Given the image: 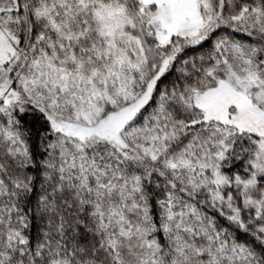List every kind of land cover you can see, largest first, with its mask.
I'll return each mask as SVG.
<instances>
[{
  "label": "rangeland",
  "instance_id": "rangeland-1",
  "mask_svg": "<svg viewBox=\"0 0 264 264\" xmlns=\"http://www.w3.org/2000/svg\"><path fill=\"white\" fill-rule=\"evenodd\" d=\"M10 1L0 0V116L8 119L6 125L0 122V142L14 146L11 143L19 140L7 109L30 102L44 111L66 140L103 141L117 149L133 143L139 157L154 161L161 157L157 151L169 150L179 128L183 131V120L166 125L164 117L190 98L197 117L207 124L197 130L199 140L191 138V146H184L187 154H171L168 166L189 175L184 188L207 193L212 208L228 221L250 227L264 242V185L259 182L264 175L263 45L233 39L221 30L210 48L195 57L201 59L189 66L190 72L200 70L201 76L195 79L201 88L191 84L173 87L163 97L157 114L141 115L128 134L122 130L148 101L155 80L178 51L209 35L214 28L211 15L216 17L226 5L223 17L236 16L232 13L237 8L253 24L260 17L264 23V0H218L215 5L210 0H29L30 10L44 31L30 45L18 48L14 60L2 67L16 51L11 26L16 17ZM86 18L89 21L82 27ZM258 27L264 31V25ZM88 37L92 39L87 41ZM186 90L190 97L186 94L184 99ZM217 123L256 135L249 169L241 168L245 175L222 172L221 160L229 147L225 140L230 135L228 128ZM77 160L72 162L73 168L79 166ZM194 162L197 168L192 166ZM111 164L103 163V167ZM95 168L93 165V172ZM108 179L111 183L106 187L99 184L102 189L97 204L102 226L111 236L132 245L138 241L140 264L160 263L156 243L143 242L140 230L136 237L140 226H133L137 222L123 215L125 206L130 207L129 199L118 198L117 192H137L133 178L113 170ZM0 188L2 191L1 183ZM113 196L118 203L112 202ZM180 201L174 197L171 204L168 200L161 211L162 226L175 253L167 264H249L254 260L248 247L213 228L205 214L199 215L198 210ZM4 216L3 212L1 228L8 224ZM17 231L7 227L6 240L0 239V264L7 263L6 252L16 243Z\"/></svg>",
  "mask_w": 264,
  "mask_h": 264
},
{
  "label": "trees",
  "instance_id": "trees-1",
  "mask_svg": "<svg viewBox=\"0 0 264 264\" xmlns=\"http://www.w3.org/2000/svg\"><path fill=\"white\" fill-rule=\"evenodd\" d=\"M28 1H10L12 15L16 17L11 25L15 31L16 51L5 60L2 67L14 60L19 54L18 48L30 45L44 31L42 24L37 21L39 19L30 10ZM210 1L214 5L218 3V0ZM225 10L226 5L216 17L211 15L214 28L205 39L178 51L171 64L155 80L148 101L122 129L123 133L131 132L141 115L151 112L157 114L163 97L168 96V91H172L173 87L191 84L197 89L201 88V84H197L200 70L190 72L189 66L201 59L195 57L210 48L212 40L221 30L228 32L233 39L264 46V31L258 29V25H264L261 21L263 18L260 17L259 22L255 19L256 24H253V20L245 19L237 8H233L232 13L236 16L228 18L223 17ZM88 21L86 18L82 27ZM91 39L88 37L87 41ZM147 40L155 43L148 36ZM190 58H194V61H185ZM186 94L189 96L187 90L182 95L184 99H187ZM191 105L190 98L182 101L180 107L173 108L170 116L164 117L166 125L183 120V131L179 128V136L171 141L169 150L164 148L163 151H157L161 157L154 161L139 157L133 143H129L126 149H117L103 141L66 140L54 129L44 111L30 102L8 108L10 126L18 133L19 140L11 143L14 146L0 142V183L3 187L2 191L0 188V216L4 212L3 220L8 221L3 228L4 224L0 222V239L6 240L7 227L18 230L19 238L14 246L9 245L6 264H140V257L136 254H140L138 241L132 245L130 241L111 236V231L101 224L97 204L102 189L99 184L105 187L109 185L108 176L113 170L119 171L122 176L132 177L133 183H136L137 192L131 195L117 192V196L129 199L130 207L125 206L123 215L125 219L137 222L133 226H140L136 237L140 230L143 242L156 243L161 257L160 263L156 261V264H167V259L174 253L167 239V229L163 228L160 218L162 209L168 200L172 204L174 197L198 210L199 215L205 214L213 228L223 230L224 235L234 238V242L248 247L255 255L249 264H264V242L256 232L250 227H240L238 221H228L209 205L207 193L184 188L189 175L180 174L168 166L169 159L173 158L171 154H187L188 147L186 149L184 146H191V138L199 140L197 130L204 129L207 124L197 117V109ZM0 120L2 125L8 122L2 116ZM217 124L228 128L230 135L225 140L229 147L226 157L221 160L222 172L228 176L245 175L241 168L249 169L248 162L255 154L256 135L226 124ZM137 141L140 142V139ZM77 158L79 166L73 168L71 164ZM108 162L112 163V167H103V163ZM93 165L96 167L94 172ZM192 166L197 168L195 162ZM116 182L121 183L119 180ZM259 182L264 185V175L259 178ZM111 200L114 204L118 203L114 196ZM122 241L129 244L126 246Z\"/></svg>",
  "mask_w": 264,
  "mask_h": 264
}]
</instances>
